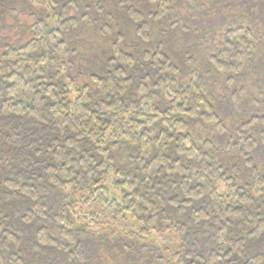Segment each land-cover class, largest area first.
<instances>
[{
    "label": "trees",
    "instance_id": "trees-1",
    "mask_svg": "<svg viewBox=\"0 0 264 264\" xmlns=\"http://www.w3.org/2000/svg\"><path fill=\"white\" fill-rule=\"evenodd\" d=\"M85 1L0 0L38 8L26 39L0 34V264H264V0H115L158 33L145 63L86 46ZM248 68L262 101L226 126L209 77Z\"/></svg>",
    "mask_w": 264,
    "mask_h": 264
},
{
    "label": "rangeland",
    "instance_id": "rangeland-1",
    "mask_svg": "<svg viewBox=\"0 0 264 264\" xmlns=\"http://www.w3.org/2000/svg\"><path fill=\"white\" fill-rule=\"evenodd\" d=\"M114 1L115 0H86V10L85 8L82 9L83 7L81 8V3L79 4V11L87 13L88 16L86 20L88 19V22L90 23V25L88 24L83 29V31L85 30L84 33H86L84 43L87 47L91 45L89 47L90 50L91 48L95 50L98 47L110 48L111 42L119 36L122 50L127 54L140 58V63H145L143 57L144 53L148 51L153 52L159 47V45L157 46L156 44L158 33L150 29L148 31V35L150 37L149 40L139 38L136 32L133 31L135 20L131 19V17L124 12L121 7L122 3H118V0ZM126 3L133 5V7L138 9V11L145 10L143 5L146 6V4H143V0H131V2L130 0H126ZM11 7L15 11H12ZM29 7L30 4L28 2H13L12 5L9 6V10L7 9V11L0 15V18L2 19L0 20V23L2 24L0 34L7 37L11 43L16 42L23 33L25 39L29 36L26 25L32 24V13L36 9ZM152 9L153 8H151V10ZM179 10L182 12L181 9ZM78 13H76L73 8H69L65 15L74 16ZM77 16H79V14ZM161 27L164 26H159V28ZM70 41H72V44L78 43L76 41L73 42V40ZM171 49L172 48H166L165 52L170 54V59L174 64L183 67L182 70L185 73V64H187V59L179 55L180 53L177 52L175 54H171L169 51ZM185 49L188 48L186 47ZM79 52L81 51L79 50ZM79 57L77 59L75 58L74 62L81 63V71L83 72L84 77L78 78V81H88V76L85 74V71H90L93 65L88 62H80ZM99 57L100 59H103L105 55H101ZM201 63H203L202 59ZM140 67L145 68L143 65ZM253 72L252 68H248L244 73L236 77V82L233 85L229 86V83H225L221 74L217 73L216 70L212 71L209 77V82L213 84L212 87L215 98V108L224 125L230 126L231 121L234 119L237 121L246 120V113H248V110L254 111L257 108L256 103H260L262 101L255 93L256 86L253 87L254 84L253 86H249V81L254 80ZM242 88H244V91ZM234 91L238 93V98L235 103L233 101V97L231 96V93ZM191 132L197 137V143L202 144L205 141L211 142L215 148V154H217V157L220 160L224 159V153L229 151V147L225 144L227 139L225 137L219 138L215 127L202 122H194L192 124ZM230 165L231 164L228 166ZM237 165L239 172H246L245 166L242 164L239 165V162ZM230 167H233V165ZM155 240L160 242L161 238L157 236L155 237Z\"/></svg>",
    "mask_w": 264,
    "mask_h": 264
}]
</instances>
